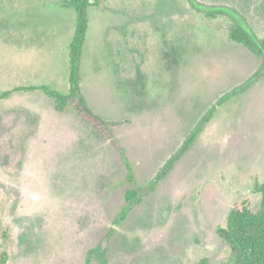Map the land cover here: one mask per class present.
<instances>
[{
  "label": "rangeland",
  "instance_id": "1",
  "mask_svg": "<svg viewBox=\"0 0 264 264\" xmlns=\"http://www.w3.org/2000/svg\"><path fill=\"white\" fill-rule=\"evenodd\" d=\"M97 0L81 62L90 108L111 122L108 140L68 93L74 10L62 0H0V264L227 262L216 234L228 211H256L264 181V52L229 39L236 11L264 39V0ZM224 97V98H223ZM223 98V99H222ZM214 106V107H213ZM188 151L154 191L124 206V152L145 185L212 109Z\"/></svg>",
  "mask_w": 264,
  "mask_h": 264
},
{
  "label": "trees",
  "instance_id": "2",
  "mask_svg": "<svg viewBox=\"0 0 264 264\" xmlns=\"http://www.w3.org/2000/svg\"><path fill=\"white\" fill-rule=\"evenodd\" d=\"M190 5L196 10L202 12L208 17H216L218 14L226 13L224 7H217L214 11L201 10L195 3V0H188ZM65 7L71 8L75 13V23L72 38L68 45V93H61L48 85H29L17 86L3 93L7 96L12 92L17 91H43L47 96L52 98L55 103V108L59 111H64L68 106H71L76 111L78 118L96 129L99 136L105 139H112L113 135L109 129L111 122L106 121L96 114L88 105L84 97L80 82H81V62L83 48L86 41L87 30L89 26V8L97 5V0H62ZM228 15L232 22L228 28V37L232 41L239 43L253 52H264V39H259L252 36L236 17V11ZM224 98V97H223ZM222 98V99H223ZM214 107V106H213ZM212 108L199 122L198 127L187 136L181 147L159 168L155 176L145 185H138L135 175L125 158L124 152L120 149L122 161L125 166V189L123 191L124 206L119 211L114 222L123 220L126 217L127 211L142 202L143 196L151 191H154L158 183L166 177L172 170L175 163L188 151L197 135L201 132L204 124L213 114ZM261 198L260 204L256 211L246 207L244 204L231 208L226 216L224 225L216 228V234L226 242L229 247V258L227 262L219 264H264V181L258 188ZM106 251L99 244L91 248L87 252L88 258H96L100 264H106ZM197 264H209L207 259H201Z\"/></svg>",
  "mask_w": 264,
  "mask_h": 264
}]
</instances>
